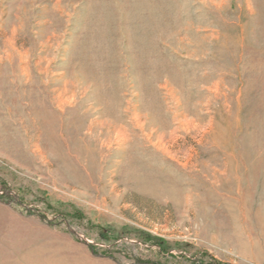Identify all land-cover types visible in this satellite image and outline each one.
Wrapping results in <instances>:
<instances>
[{
	"label": "rangeland",
	"instance_id": "374dc122",
	"mask_svg": "<svg viewBox=\"0 0 264 264\" xmlns=\"http://www.w3.org/2000/svg\"><path fill=\"white\" fill-rule=\"evenodd\" d=\"M264 264V0H0V264Z\"/></svg>",
	"mask_w": 264,
	"mask_h": 264
},
{
	"label": "trees",
	"instance_id": "16d2710c",
	"mask_svg": "<svg viewBox=\"0 0 264 264\" xmlns=\"http://www.w3.org/2000/svg\"><path fill=\"white\" fill-rule=\"evenodd\" d=\"M189 262L190 264H228L210 258V256L207 253H200L198 257L192 259ZM150 264H154V263H150Z\"/></svg>",
	"mask_w": 264,
	"mask_h": 264
}]
</instances>
